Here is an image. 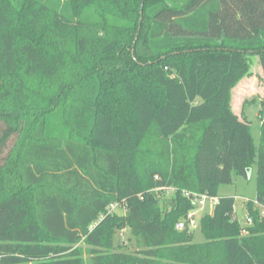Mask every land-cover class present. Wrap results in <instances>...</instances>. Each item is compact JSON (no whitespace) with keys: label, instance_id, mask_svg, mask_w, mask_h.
<instances>
[{"label":"trees","instance_id":"obj_1","mask_svg":"<svg viewBox=\"0 0 264 264\" xmlns=\"http://www.w3.org/2000/svg\"><path fill=\"white\" fill-rule=\"evenodd\" d=\"M250 55L264 79V0H0V264H264ZM253 167L242 226L218 190ZM181 191L218 198L204 243Z\"/></svg>","mask_w":264,"mask_h":264},{"label":"rangeland","instance_id":"obj_2","mask_svg":"<svg viewBox=\"0 0 264 264\" xmlns=\"http://www.w3.org/2000/svg\"><path fill=\"white\" fill-rule=\"evenodd\" d=\"M247 61L249 63V71L232 89L230 106L231 110L239 117L243 115L247 121H250L252 137L256 145H258L259 125L264 121V79L262 78V69L258 57L250 55ZM51 124L57 125V122H52ZM255 180V167H253L250 171L249 179L246 180L242 177L234 176L232 184L220 186L218 190L219 194L234 198V207L237 210L236 218L242 226L246 225V216L241 208L243 203L244 205L252 203L250 200L254 199L256 194ZM213 210L214 207L206 203L202 214L196 219V226L192 229L194 243H204L205 240L200 231L199 221L203 215H211ZM125 211V206H123L120 209H116V214L122 216ZM128 238L127 228L118 232L117 240L125 243L123 249L131 252L134 249V242L132 239L128 240Z\"/></svg>","mask_w":264,"mask_h":264},{"label":"built area","instance_id":"obj_3","mask_svg":"<svg viewBox=\"0 0 264 264\" xmlns=\"http://www.w3.org/2000/svg\"><path fill=\"white\" fill-rule=\"evenodd\" d=\"M157 179V177L155 178ZM161 189H156L155 191H158ZM164 192L168 195L171 196L174 194L175 189L174 188H166L163 189ZM181 194L184 198L188 199L190 202L191 210L187 213L186 217L184 220L180 223L179 228H184L187 227L188 229L192 230L195 228L196 224V219L199 217L200 214H202L204 207L206 203H209L212 207L217 205L218 203V198L215 197H209L208 195L202 193H194V192H189V191H181ZM255 205H258L256 202H254ZM124 206V204L121 203H112L106 208V215L107 214H114L116 213V209H120ZM260 207V206H259ZM260 215L262 218H264V207H260ZM201 219V218H200ZM246 225H251V220L246 217L245 218Z\"/></svg>","mask_w":264,"mask_h":264},{"label":"crops","instance_id":"obj_4","mask_svg":"<svg viewBox=\"0 0 264 264\" xmlns=\"http://www.w3.org/2000/svg\"><path fill=\"white\" fill-rule=\"evenodd\" d=\"M220 195H223V194H220ZM234 207V206H233ZM245 205H244V203H243V205H242V211H243V214H245ZM234 213H235V216H237V210H236V207H234Z\"/></svg>","mask_w":264,"mask_h":264}]
</instances>
